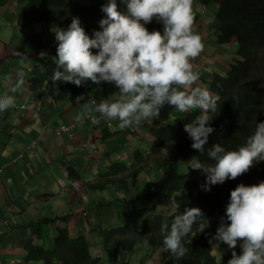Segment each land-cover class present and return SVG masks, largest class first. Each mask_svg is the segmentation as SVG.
<instances>
[{
    "label": "clouds",
    "instance_id": "obj_1",
    "mask_svg": "<svg viewBox=\"0 0 264 264\" xmlns=\"http://www.w3.org/2000/svg\"><path fill=\"white\" fill-rule=\"evenodd\" d=\"M75 1L37 0L32 9L36 24L22 26L19 19L27 1L0 0V42L12 53L3 71L5 80H10L3 82V88L12 87L13 93H19L0 96V156L8 157L0 166V184L8 180L12 185L8 198L0 193V264H49L32 258L28 246L52 251L54 245H62L66 232L73 239L83 237L91 246L92 256L100 258L99 264H124L111 261L102 250L100 235L115 229L98 224L105 211L99 213L90 204L87 208H94L93 214L87 210L82 213L85 198L79 196L78 189L81 181L86 184L101 179L99 175L117 160L106 167L102 161L110 159V151L120 145L124 150L129 148L123 156L126 164L137 149L148 155L155 139L153 131L162 127L152 125L154 118L162 109L171 115L166 106L185 113L181 116L199 112L184 130L193 141V149L203 153L206 146L210 160L204 163L194 156L183 166L199 170V178L205 183L202 190L211 191L215 186L231 192L225 216L209 240L217 263L264 264V30L251 37L256 43L230 36L231 25L236 27L241 15L240 9L233 7L234 0H107L105 4L80 0L82 7L95 8V17L84 20L74 11L61 16ZM83 22L89 24L87 30L81 26ZM27 27L37 30L28 32ZM15 33L22 42L17 43ZM55 48L56 67L51 80L54 84H74L72 92L80 93L74 98L59 97L58 87L50 84L41 52L52 53ZM201 58L206 61L204 65H199ZM199 66L209 67L208 89L196 85L201 80ZM239 71L242 94L237 109L221 101L214 85L219 78H229ZM86 96L91 98V105L71 115L68 111ZM65 100L72 103L65 104L60 115L52 116L53 124L44 123L43 113L53 115ZM18 120L38 122V135L24 136ZM210 121L226 127L234 139L244 137L239 149L229 150L209 140L215 131ZM47 133L58 140L62 157L46 153L44 158H35ZM98 168L101 171L92 175L90 169ZM25 172L31 182H25ZM164 178L165 172L150 163L139 175L138 183L141 187ZM44 180L48 186H44ZM67 183L76 186L70 188L76 201L70 195L66 201ZM88 192L91 203L110 197L109 192ZM166 207L173 219L170 225H161L163 250L181 259L188 251L182 238L197 222L198 228L205 230L209 221L198 207L178 211L175 196L169 197ZM122 213H126L128 222L119 227H140L137 221L143 217L130 211L128 205ZM77 216L83 220L84 232L80 235L71 224ZM143 242L151 254L138 264H161L159 250L155 251L146 240L125 255L126 264H133L128 256ZM222 249L224 255L220 256ZM54 264L64 263L57 259Z\"/></svg>",
    "mask_w": 264,
    "mask_h": 264
},
{
    "label": "trees",
    "instance_id": "obj_2",
    "mask_svg": "<svg viewBox=\"0 0 264 264\" xmlns=\"http://www.w3.org/2000/svg\"><path fill=\"white\" fill-rule=\"evenodd\" d=\"M2 1L6 2V0ZM25 1H27L26 9L21 14V20L19 19L22 26H27L29 19L33 17L32 9L37 0ZM97 1L99 3L103 2V4L107 3V0H95V2ZM234 1L233 7L240 9L241 15L237 26L231 25L233 30L230 36H239L242 38L241 41L247 39L250 43H256L257 40L251 37L256 32L264 30V0ZM75 2L77 3L68 4L66 10L60 15L74 11L76 15L84 20H87L90 16H96L93 6L82 7L78 3L80 0ZM35 8H38V6ZM223 21L226 24L227 18H224ZM70 23L71 21L67 23V28ZM81 26L87 30L89 24L83 22ZM56 49L52 50V53L41 52L44 53L41 57L46 65L50 84L53 87H58L59 97L64 98L71 95L74 98L80 94L72 92L74 84L63 82L54 84L51 80L56 67L54 63V57L57 55ZM241 75L242 72L239 71L229 78H219L214 85L215 89L221 94V101L231 103L237 109H240L239 100L242 94ZM58 96L55 95L57 100L59 99ZM197 115H199V112L196 111L187 113L186 116L177 115L175 119H170L165 126L153 131L155 139L148 155H143L142 151L137 149L129 164L114 162L105 173L99 175L101 179H98L97 182H86L90 191L109 192L110 194L109 198L91 203L94 207H97L99 213L103 208L118 203L125 207L128 205L130 211H134L140 217L145 218H138L137 222L140 225L138 228L135 224H129L124 227L106 230L100 235L102 250L111 261L120 260L126 264L125 255L131 254L140 241L146 240L154 250H159L161 264H218L217 257L212 254L209 240L215 235L221 223V218L225 216L231 192L224 187L215 186H212L211 191L202 190L201 185L205 183H202L201 178H199V170L183 166L184 163H188L190 157L194 156L204 163L210 160L207 156L206 146L203 153L193 149L191 147L193 141L184 130L185 124L191 123ZM209 126L215 129L210 134L209 140L220 143L228 147L229 150L233 148V150H238L239 144L245 140L244 137L234 139V134L217 122L210 121ZM150 163L158 170H163L165 178L157 183L147 182L145 185L143 184L144 187L141 190L137 191L136 189L140 188L138 177L149 167ZM76 178L80 179V176L77 174ZM131 180L134 182L130 185ZM27 187L25 186V188ZM170 196H175L180 206L178 211L180 210L181 213L185 208H200L210 225L205 230H201L198 228L197 222L194 224L192 231L182 238L183 245L188 251L181 259H176L163 250L161 225L164 223L170 225L173 219L166 207ZM160 207L164 208L159 213ZM62 245L60 244L59 247L54 245V250L44 252L29 245L28 252L31 253L32 258L44 259L49 264H54L57 259L62 260L64 264H99L100 262L99 257L92 256L91 246L83 237L73 239L66 232ZM221 251L219 252L220 256L224 255L223 249ZM222 264H225V261Z\"/></svg>",
    "mask_w": 264,
    "mask_h": 264
},
{
    "label": "rangeland",
    "instance_id": "obj_3",
    "mask_svg": "<svg viewBox=\"0 0 264 264\" xmlns=\"http://www.w3.org/2000/svg\"><path fill=\"white\" fill-rule=\"evenodd\" d=\"M36 20H37V16L35 14H33V17H31L29 19V24L30 26H34L36 24ZM202 28V26H201ZM24 30V29H23ZM27 30L28 32L30 31H36L37 28L35 27H27ZM14 38L15 40L17 41V43L19 42H22L23 39L19 37L18 33H15L14 34ZM220 59V58H219ZM205 59H202L200 60V63L199 65H204L205 64ZM35 64H38V66L41 65V63H35ZM198 72L200 74V77H201V80H198L196 85H199V87L201 88H204V89H208L210 87V82H211V79L208 78V75H209V67H204V66H199L198 67ZM194 85V87L196 86ZM183 90V89H182ZM91 98L89 96H86L84 97L83 99H79L78 102H77V105L74 106V108L70 111H68L71 115H74L75 113L79 112L81 113L82 111L85 110L86 107L90 106L91 105ZM72 101H61V107L60 109H56L53 113L52 116H58L60 115V113L63 111V107L65 104H71ZM167 109L170 111L171 115L168 114L167 112H165L163 109L161 110V113H160V116L159 117H163L161 121H159V117L158 118H154V122L152 125H156V126H164L166 125L169 121V119H175L177 117V115L181 116L185 113H181V112H178L176 111L173 107H170V106H166ZM174 110V111H173ZM178 112V113H177ZM144 125V123H143ZM121 135H118L116 136V139H118ZM114 141V139H111L110 141ZM150 145V142L147 141L146 142V147H148ZM114 150V149H113ZM129 148H127L126 150L123 149V147L120 145L118 148H116L113 152L112 150L110 151V159L108 158L107 160H103L102 161V164L103 166H108L110 165L112 162H124L123 161V156H124V151H128ZM115 158V159H114ZM88 164H92L91 162H88ZM103 170V169H102ZM101 171V168H98L96 171L94 169H90V172L92 173V175L94 174H98L99 172ZM154 174V172H153ZM44 186H48V183L46 180H44ZM71 187H76L73 183L69 184L67 183L66 184V187H65V191H64V195H65V198H66V201L68 202V196L70 195L71 196V199L73 201H76V195H75V192L71 191ZM144 187V185H142L140 188ZM22 188V191L24 192L25 189L23 186H21ZM79 190V196H82L83 198H85V205L83 204L82 205V209L85 208L82 213L87 210L89 211L91 214H93V210L94 208L92 209L91 207L87 208V206H90L91 204V200L92 198L90 197V194L88 192V187L87 185L85 184L84 181H81L80 183V188L78 189ZM109 196V194H106ZM99 199V195L97 196ZM103 211H105V215L103 216V218H101V221L98 222V224H101L108 227V228H116V227H119L121 225H123L124 223L128 222V220L126 219V217H124L126 215V213H122L123 210H124V206L123 205H112L111 207H105L102 209ZM80 208H78V213H80ZM79 215V214H78ZM71 224L74 225V229L77 230L78 234H82L84 232V229H83V220L80 216H77L75 218L72 219L71 221ZM144 244L140 243V246L139 248L133 253V255L131 257L128 256V259L130 260V263L132 262L133 264H138V261H142V260H145L149 258L150 254H151V251L148 252L149 250H147L145 248V242H143ZM155 251H158V249H155ZM119 262H122V261H119ZM106 262L104 261L102 264H105ZM107 264H111V263H107Z\"/></svg>",
    "mask_w": 264,
    "mask_h": 264
},
{
    "label": "crops",
    "instance_id": "obj_4",
    "mask_svg": "<svg viewBox=\"0 0 264 264\" xmlns=\"http://www.w3.org/2000/svg\"><path fill=\"white\" fill-rule=\"evenodd\" d=\"M20 36V35H19ZM1 43V42H0ZM12 54L9 49L6 47V44L1 43L0 44V96L2 94H8V95H16L18 96L19 93L12 92V87L4 89L3 87V82L4 81H8L10 80V78L8 77L7 80H5L6 75L4 74V70H6L5 66H7V64L5 63L7 60L8 55ZM31 55V54H30ZM17 58H14V61ZM15 69V68H14ZM4 74V75H3ZM21 97V96H20ZM30 102V100H23V102ZM41 119L44 123H47L50 125L54 123V118L52 117V114L48 113V112H44L43 115L41 116ZM17 121V120H16ZM19 122V125L21 127V129H24V136L28 135L30 133L31 136H37L38 132L40 131V124L36 121H33L32 123H27L26 121L23 120V122ZM44 142V143H43ZM43 145L41 147V151L39 153L36 154L35 158L38 159L39 156L41 157H45L46 153L51 155L52 157L55 156H59L62 157L63 156V152L61 150L58 149V140L55 139L51 133H47L46 136L43 137V141H42ZM2 148H4L2 146ZM8 157H2V155L0 156V166L4 163L3 161H7ZM13 175L16 176V173L12 172ZM24 180L25 182H31V176L28 174V172H25V176H24ZM11 182L8 180H4L3 184H0L1 190L0 193H2L1 197H6L8 198V189L11 188Z\"/></svg>",
    "mask_w": 264,
    "mask_h": 264
}]
</instances>
